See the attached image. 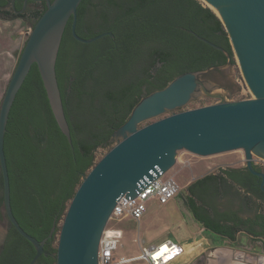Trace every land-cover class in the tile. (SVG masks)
I'll return each mask as SVG.
<instances>
[{"label": "trees", "instance_id": "16d2710c", "mask_svg": "<svg viewBox=\"0 0 264 264\" xmlns=\"http://www.w3.org/2000/svg\"><path fill=\"white\" fill-rule=\"evenodd\" d=\"M45 9L43 4L27 14L10 8L0 11V18L31 19L34 25ZM71 24L72 18L64 29L55 64L71 144L54 118L36 64L16 95L4 137L13 215L27 234L38 241L46 239L44 254L35 264L55 263L57 224L65 216V204L73 198L82 176L96 164V150L108 147L110 136L139 100L180 74L226 64L222 52L189 32L223 48L233 63L220 20L198 0H83L77 8V35L84 39L113 35L91 44L74 40ZM225 181L261 199L256 192L258 178L245 167L230 168L206 174L189 186L190 192L193 188L196 192L192 191L193 199H186V206L205 229L233 239L241 230L240 222L232 220L227 227L209 217L217 214L214 200L236 197ZM0 187V206L4 207L1 181ZM262 220L257 216V222ZM7 224L0 264H28L34 247L8 220Z\"/></svg>", "mask_w": 264, "mask_h": 264}, {"label": "water", "instance_id": "95a60500", "mask_svg": "<svg viewBox=\"0 0 264 264\" xmlns=\"http://www.w3.org/2000/svg\"><path fill=\"white\" fill-rule=\"evenodd\" d=\"M40 1V0H35ZM46 9L29 31L0 104V172L4 211L13 229L35 249L28 264L44 254L46 239L27 234L15 219L10 201V181L4 137L14 100L33 64H36L54 118L71 144L58 87L55 64L64 29L81 44L94 43L112 33L84 39L76 33L77 8L83 0H42ZM220 20L243 79L253 98L230 102L229 91L206 76L229 66L230 55L221 47L190 31L196 39L222 52L227 62L205 70L185 72L163 89L139 100L128 119L110 136L107 153L81 178L65 213L58 237L54 264H98V247L117 200L134 198L145 178L168 172L179 151L198 157L242 150L245 169L258 178L264 192V171L253 166L252 155L264 159V0H202ZM200 97L217 103L180 111ZM165 116L160 120L141 124ZM106 145V144H105ZM264 204V198H262ZM55 230L53 226L49 238Z\"/></svg>", "mask_w": 264, "mask_h": 264}, {"label": "rangeland", "instance_id": "374dc122", "mask_svg": "<svg viewBox=\"0 0 264 264\" xmlns=\"http://www.w3.org/2000/svg\"><path fill=\"white\" fill-rule=\"evenodd\" d=\"M198 1L203 7L209 8L202 0ZM37 6L39 7V4H35L31 7L38 8ZM32 25L33 21L31 19H15L7 21L0 18V104ZM206 77L213 83L224 86L229 91V93L227 92L224 94V98L230 102L249 100L253 98L243 79L239 64L234 54L233 63L231 61L230 65L222 70L211 71ZM217 102L218 100L215 99L200 97L188 103L180 109V111L194 110L215 104ZM164 117L165 116H162L147 121L140 126H146L147 124L160 120ZM108 149L109 148L106 147L98 148L96 150L95 163H97L107 153ZM243 160L244 153L242 150L210 157H198L185 150L179 151L176 157V164L165 174L166 178H173L178 185L179 192L177 195L165 205H160L155 201L147 202L146 213L139 222L129 218H124L120 221L113 220L108 223V227L120 230L123 233V237L120 241V247L117 250V257L136 256L140 253V247L148 248L153 245H158L166 240H171L176 244H181L184 241H190L191 230H199L201 225L195 220L194 216L186 206V199L189 197L187 184L191 181L193 176L218 173L222 169L245 167ZM69 203L70 202H67L65 204L66 210ZM233 206L236 207V204ZM66 210L64 212H66ZM217 210L228 213L230 208H223L221 205V207H218ZM63 219L64 216H62L61 220L57 224L58 230L61 228ZM7 225L4 207L0 206V245L7 233ZM58 236L59 231L57 239ZM210 236L214 235L211 231L206 229L203 233V237ZM195 254L196 251L192 246H190L187 256V260L189 261L181 262L180 264H207L206 254L194 257ZM129 264L144 263L136 261Z\"/></svg>", "mask_w": 264, "mask_h": 264}, {"label": "crops", "instance_id": "0c3cea01", "mask_svg": "<svg viewBox=\"0 0 264 264\" xmlns=\"http://www.w3.org/2000/svg\"><path fill=\"white\" fill-rule=\"evenodd\" d=\"M243 168L234 169L243 170ZM205 175L193 176L187 186H191L196 180ZM223 184L236 197H222L214 200L217 209L222 205L223 208L228 207L230 210L228 213L217 210V214H210L209 217L227 227L233 224L232 220H236L241 223V230L233 236V239L213 232L214 236L203 237L206 229L198 222L201 228L196 231L191 230V240L184 241L180 245L186 248L192 246L196 251L194 257L206 254L207 264H264V227H252V224L258 226L260 222L264 221L257 222V216H262L263 212L264 204L261 202L262 200L251 195L247 189L235 182L225 181ZM192 191L196 192V189H191V192L188 190V196L193 199ZM247 199H250L251 204H246ZM234 204H236V207L233 206ZM260 204L261 208H258ZM187 259L188 257L181 262L189 261Z\"/></svg>", "mask_w": 264, "mask_h": 264}, {"label": "built area", "instance_id": "2783aa9c", "mask_svg": "<svg viewBox=\"0 0 264 264\" xmlns=\"http://www.w3.org/2000/svg\"><path fill=\"white\" fill-rule=\"evenodd\" d=\"M245 163V160H243ZM253 166L264 170V159L252 155ZM166 173L158 171V175L152 173V179L145 178L139 186L140 191L136 197L121 196L110 215L109 221H120L124 218L139 222L146 213V204L155 201L160 205L167 204L179 192V187L173 178L165 177ZM102 233L98 247V264H129L141 261L144 264H180L189 253V248L166 240L158 245L148 248L140 247V253L133 257H117V250L123 233L120 230L108 227Z\"/></svg>", "mask_w": 264, "mask_h": 264}, {"label": "flooded vegetation", "instance_id": "af4514ba", "mask_svg": "<svg viewBox=\"0 0 264 264\" xmlns=\"http://www.w3.org/2000/svg\"><path fill=\"white\" fill-rule=\"evenodd\" d=\"M35 4H39V6L42 8L43 4H45L44 1H35V0H0V11H5L10 8L14 10L16 13H27L29 11L35 10L34 6ZM107 146H109V143H106ZM261 171H264L262 169H259ZM0 181L2 182V177H1V172H0ZM260 188V187H259ZM1 190V187H0ZM260 196L261 200L264 198V192H262L260 189L259 191H256ZM262 202V201H261ZM262 217L264 218V206H263V212H262ZM264 221L260 222L258 226L256 224H252V227H264Z\"/></svg>", "mask_w": 264, "mask_h": 264}, {"label": "bare ground", "instance_id": "6f19581e", "mask_svg": "<svg viewBox=\"0 0 264 264\" xmlns=\"http://www.w3.org/2000/svg\"><path fill=\"white\" fill-rule=\"evenodd\" d=\"M206 4V3H205Z\"/></svg>", "mask_w": 264, "mask_h": 264}]
</instances>
